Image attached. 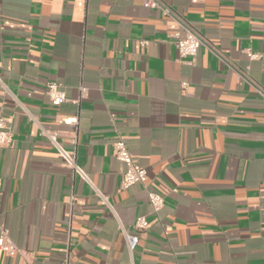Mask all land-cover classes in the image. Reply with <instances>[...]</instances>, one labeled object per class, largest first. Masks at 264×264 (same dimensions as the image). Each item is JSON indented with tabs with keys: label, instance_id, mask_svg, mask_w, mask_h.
<instances>
[{
	"label": "crops",
	"instance_id": "crops-1",
	"mask_svg": "<svg viewBox=\"0 0 264 264\" xmlns=\"http://www.w3.org/2000/svg\"><path fill=\"white\" fill-rule=\"evenodd\" d=\"M158 1L170 15L143 0H0V225L16 248L0 264H264V0ZM179 22L201 38L192 61L171 42ZM116 135L159 211L143 184L120 187Z\"/></svg>",
	"mask_w": 264,
	"mask_h": 264
},
{
	"label": "built area",
	"instance_id": "built-area-1",
	"mask_svg": "<svg viewBox=\"0 0 264 264\" xmlns=\"http://www.w3.org/2000/svg\"><path fill=\"white\" fill-rule=\"evenodd\" d=\"M143 5L145 7H150L154 9H160L166 15H170L169 9L160 3L158 0H143ZM180 27L183 30H177L172 34L171 42L175 46L178 55L181 59L192 61V59L197 54L198 47L201 44V38L193 30L184 27L182 23L179 22ZM250 57L256 56V53L248 51ZM0 85L6 89V85L0 78ZM45 93L47 94L51 103L59 105L65 101V93L60 87V84L55 81H49L46 83ZM11 119L0 115V147L6 146L11 142L12 132H11ZM42 132L49 138L53 143L57 152L59 153L62 163L67 167L71 168L74 173L79 174V176L88 180L86 173L81 167L76 163V151L74 149H66L56 139V133L52 131L42 130ZM114 155L116 159L123 165L121 171L120 187L126 189L134 184L141 183L146 189L147 200L153 212L159 211L164 202L163 195L147 189L146 178L147 170L145 167L139 164L137 159L128 150L125 140L122 136L116 135L113 141ZM107 203L105 197H103ZM148 219L146 215H138L133 223V227L136 232L130 233L123 230V235L125 239L126 247L129 253H132L135 246L139 240V232L144 231L148 226ZM7 235L6 229L0 225V248L7 251H14L16 248L13 245L5 243V238ZM62 264H67V258Z\"/></svg>",
	"mask_w": 264,
	"mask_h": 264
}]
</instances>
